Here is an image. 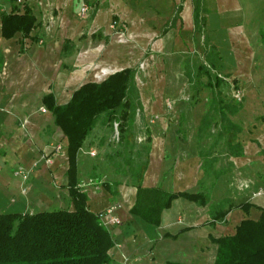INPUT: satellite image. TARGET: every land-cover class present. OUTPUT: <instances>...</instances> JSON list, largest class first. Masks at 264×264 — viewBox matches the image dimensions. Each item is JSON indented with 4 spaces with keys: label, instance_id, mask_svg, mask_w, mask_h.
<instances>
[{
    "label": "crops",
    "instance_id": "obj_1",
    "mask_svg": "<svg viewBox=\"0 0 264 264\" xmlns=\"http://www.w3.org/2000/svg\"><path fill=\"white\" fill-rule=\"evenodd\" d=\"M159 1L167 4L168 0ZM173 1L180 4L177 0ZM82 2L83 0H42L37 6L28 0L20 7L14 0H0V151H15L18 156L21 150L30 153L33 149H46L51 152L58 142L62 146L61 153H53L50 161L55 185L44 187L40 194L34 196V201H31L33 197L20 193L21 184L18 180L13 181L10 188H6L8 183L2 184L9 178L4 172L10 164L7 160L13 164L18 158L0 155V213L35 214L45 211L41 209H62L60 207L65 201L66 209L73 208L67 189V140L54 125L53 116L45 106L44 98L50 95L57 105L66 104L82 85L94 82L89 80L92 70L100 69V73L105 74L107 70L100 68L102 63L113 65L119 53L125 54L124 48L116 43L106 50L95 45L94 29L99 27L97 21L100 18L92 23L89 40L82 39L85 30L89 29V25L77 17ZM42 5L59 9V15L52 16L51 21L45 24V18L41 15L44 10ZM24 6L35 16V28L28 37H24L20 32L11 37L3 36L2 15L14 11L22 13ZM196 10L199 18L203 19L200 31L196 29L194 22ZM165 20L166 18L162 19ZM143 23V20L137 18L129 22L134 37L152 36V28L147 25L146 29H143ZM158 34L161 37L157 45L158 50L164 54L170 53V56H173L170 62L176 60L177 63L178 55L189 52L198 54V51H203V58L199 63L209 67L205 60L206 49L201 44V40L205 38L206 44L209 45L206 51L210 52L212 47L220 58L217 64L221 67L217 68L222 69L226 64L229 67L226 69L234 71L252 69L259 64L252 55L264 54V0H186L172 29H162ZM176 63L173 69L182 65V62ZM124 69L132 68L124 67L115 72ZM160 85L161 94L153 104L155 109L161 107L165 94L177 92L179 87L182 90L184 80L181 75H167ZM259 97L256 101L261 99L260 102H264V96ZM248 104L246 109L249 114H259L260 106L258 109L251 104V109ZM39 109H44L45 112L40 113ZM241 110L242 107L239 111ZM259 125V129L257 127L252 130L253 134L261 137H257L259 144L253 145L248 141L244 144V156L234 160L242 186L238 194L231 197L233 207L222 221L213 220L210 210L213 203L212 193H208L209 201L206 205L181 196L174 198L167 208L159 207L157 224L147 222L142 216L152 200H156L159 206L172 194L206 193L200 185L204 175L198 173L196 156L192 152L187 153V150H191V141L195 144L194 135L189 138L190 147L183 145L180 139L177 140V143H182L176 148L180 151L176 156L179 166L169 178L168 187L162 185L167 162L164 155L166 141H157L140 183L141 194L135 186H118L115 191L109 184L107 187V183L100 189L84 190L79 180L83 170L78 157L77 178L79 187L87 195L89 210L100 213L111 207L112 199L117 203L113 215L120 223L108 228L113 240L109 251V264H214L217 245L212 239L233 235L241 221L256 220L260 215V211L255 207L244 211L239 206L249 203L264 209V173L257 174L251 167V163L255 162L264 171V125L261 122ZM160 128L164 133L173 134H177L179 129L166 125H161ZM193 129L190 124L186 133H195ZM47 172L43 169L38 176L48 179ZM13 196L16 197L15 203L10 202ZM223 199L227 198L222 197L219 202ZM233 217L235 221L231 222Z\"/></svg>",
    "mask_w": 264,
    "mask_h": 264
},
{
    "label": "rangeland",
    "instance_id": "obj_2",
    "mask_svg": "<svg viewBox=\"0 0 264 264\" xmlns=\"http://www.w3.org/2000/svg\"><path fill=\"white\" fill-rule=\"evenodd\" d=\"M20 1L14 0L15 4L20 7L28 0ZM31 1L37 6L42 3V0ZM177 1L180 4L174 3L173 0H168L167 4L159 0H83L81 4L77 17L89 25V29L85 30L86 33L82 39L87 38L89 40L88 36L92 32V23L100 18L97 21L99 27L94 29L95 45L106 50L111 44L116 43L124 48L123 52L125 53L124 55L119 53L113 65L108 66L102 63L100 68L107 70L105 74H101L100 69L92 70L89 80L100 82L111 73L124 67L134 69L135 75L134 89L131 94L132 118L128 126L125 127L126 133H120L116 123H110L101 116L77 154V159L79 157L80 167L83 170L79 180L84 190L89 188L100 189L104 183L109 184L115 191H117L118 186L136 185L138 175L143 178L148 168L150 156L157 141H161V143L166 141L164 155L167 162L162 185L168 187L169 178L179 166L176 156L180 151L176 148H179V144L182 143L186 147H190L189 138L193 135L196 138L195 144L191 141V150H187V153L192 152L196 156L198 173L204 175L200 185L204 192L212 193V205H217L222 197L230 199L233 203L231 197L236 196L241 189V177L238 174L237 165L234 163V160L240 157L230 156L232 152L227 143L232 134L222 129V122L218 113L210 109V100L215 96L218 100H236L241 104L242 110L234 115H228V118L241 128V132L236 135L233 144L238 142L241 145L244 156V144L250 141L253 145H257L259 144L257 139L261 138L253 134L252 130L257 129L260 122L264 125V102H260L261 99L256 101L257 97L264 96V54H253L252 57L259 64L245 71L226 69L229 68L226 64H222L224 66L222 69L212 70L208 67L212 75L217 76L222 81L221 86L212 91L207 86V77L204 75L197 76L196 66L203 58V51H198V54L189 52L178 55L176 56V63V60L170 62V58L173 57L170 56V53L165 52L164 54L158 50L157 45L161 38L158 32L162 29L166 31L172 29L182 6L186 2V0ZM42 7L44 10L41 15L45 18V24L51 21L52 16L59 15V9L55 7L52 8L48 5H42ZM82 8L86 9L84 13L81 11ZM134 18L143 20V29H146L147 25L150 26L152 36L141 37L139 35L134 37L129 27V22ZM165 18L166 20L162 21ZM194 42L197 43L196 40ZM201 44L204 49H208L209 45L206 44L205 38L201 40ZM179 62H182L180 68L173 69L175 63L179 64ZM187 73H190V78L186 76ZM173 74L182 76V80H184L182 90L179 87L177 92L172 91L168 95L165 94L161 107L155 109L153 104L161 94L162 87L160 84L163 78L167 75L173 76ZM243 74L245 76H242ZM247 104L251 109V104L258 109L260 106L259 114H252V112L249 114V110L246 109ZM39 111L42 112L41 109ZM174 112L177 114L175 115ZM205 116L208 117V124L202 123ZM190 124L193 125L195 133H186ZM161 125L179 129L177 134L164 133L161 131ZM220 132L223 133V136H220ZM124 135H127V141L124 140ZM179 139L183 142L177 143ZM58 145L60 142L51 152L46 149H33L30 153L27 150L17 151L18 156L15 151L1 150V156L8 155L10 158H18L13 164L9 159L7 160L10 164L4 172L9 178L4 177L7 181L2 182V184L8 183L6 188H10L12 182L18 180L21 184L20 193L33 197L31 201H34V196L40 194L44 187L50 188L51 185H55L50 161L53 153H61L60 150H56ZM253 159L251 158V160ZM204 164L210 166L207 174L202 170ZM246 166L248 167V165ZM142 167H145V171L141 174L140 169ZM251 167L257 171V174L263 175L264 171L255 162L251 163ZM43 169L48 171V179L38 176ZM216 172L220 173V176L217 177ZM87 179L92 180V184L84 185ZM112 200L111 207L114 208L117 203L115 199ZM10 202L15 203L16 197H11ZM66 205L67 202L65 201L60 208L66 209ZM41 210L49 211L50 208ZM117 220V224L107 228L118 225L120 221ZM234 221L235 217L232 218L231 222Z\"/></svg>",
    "mask_w": 264,
    "mask_h": 264
},
{
    "label": "trees",
    "instance_id": "obj_3",
    "mask_svg": "<svg viewBox=\"0 0 264 264\" xmlns=\"http://www.w3.org/2000/svg\"><path fill=\"white\" fill-rule=\"evenodd\" d=\"M194 22L196 29L200 31L203 19L199 18L197 10L194 13ZM35 26L36 18L27 6H24L22 13L14 11L2 15V35L5 37H11L16 32L28 37ZM205 60L212 70L221 67L217 64L220 58L212 47L210 52L206 51ZM208 69L203 63H198L197 76H206L207 86L214 91L221 86L222 81ZM186 76L190 78V73ZM134 77L133 69H124L108 75L100 82L86 83L77 89L64 105H57L50 95L44 98V104L53 116L54 125L67 140V189L73 208L40 211L35 214L0 213V264L111 262L109 251L113 246L112 236L100 221L99 213H94L87 207V195L79 187L77 178V154L101 116L110 123H116L120 133H126L125 127L132 118L131 94L134 89ZM240 108L241 104L236 100H218L215 96L210 100V109L218 113L222 129L232 134L227 142L232 157L243 156L241 145L238 142L233 144L241 128L232 123L228 115L236 114ZM202 123L208 124L207 116L202 119ZM220 136H223L222 132ZM124 140L127 141V135H124ZM202 170L207 174L210 166L204 164ZM144 171L145 167H142L140 173ZM215 175L218 177L220 173L216 172ZM141 180V175H138L137 184L134 185L140 194ZM106 186L108 187V184ZM179 196L200 205H206L209 201L208 193L172 194L159 206L156 200H152L142 213L143 218L149 223L157 224L159 207L167 208L171 200ZM232 207L230 199H223L217 205H212L210 210L213 220L222 221ZM239 207L244 211L255 207L260 211V215L256 220L241 221L233 235L212 239L217 245L214 264H264V209L249 203Z\"/></svg>",
    "mask_w": 264,
    "mask_h": 264
},
{
    "label": "built area",
    "instance_id": "obj_4",
    "mask_svg": "<svg viewBox=\"0 0 264 264\" xmlns=\"http://www.w3.org/2000/svg\"><path fill=\"white\" fill-rule=\"evenodd\" d=\"M18 2H21V1L18 0ZM81 11H82V13H84L86 11V9L82 8ZM42 112H45V110L42 109ZM61 149H62L61 145H58L56 148V150H61ZM88 184H92V180H87L84 185H88ZM113 210H114V208L110 207V208H107L104 211L99 213V219L103 223V225L106 227L118 223L117 218L113 215ZM126 264H129V263H126Z\"/></svg>",
    "mask_w": 264,
    "mask_h": 264
}]
</instances>
